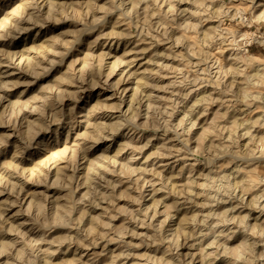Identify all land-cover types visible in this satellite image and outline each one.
I'll return each instance as SVG.
<instances>
[{"label":"rangeland","instance_id":"1","mask_svg":"<svg viewBox=\"0 0 264 264\" xmlns=\"http://www.w3.org/2000/svg\"><path fill=\"white\" fill-rule=\"evenodd\" d=\"M0 264H264V0H0Z\"/></svg>","mask_w":264,"mask_h":264},{"label":"bare ground","instance_id":"2","mask_svg":"<svg viewBox=\"0 0 264 264\" xmlns=\"http://www.w3.org/2000/svg\"><path fill=\"white\" fill-rule=\"evenodd\" d=\"M251 36V35H250ZM260 38V37H259ZM251 39V38H250ZM253 40V39H252Z\"/></svg>","mask_w":264,"mask_h":264}]
</instances>
